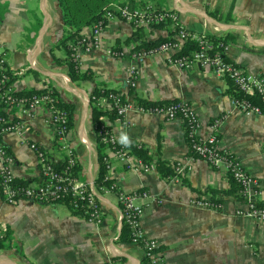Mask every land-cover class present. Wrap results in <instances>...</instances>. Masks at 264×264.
I'll use <instances>...</instances> for the list:
<instances>
[{"label": "crops", "instance_id": "crops-1", "mask_svg": "<svg viewBox=\"0 0 264 264\" xmlns=\"http://www.w3.org/2000/svg\"><path fill=\"white\" fill-rule=\"evenodd\" d=\"M138 1L136 5L148 1L160 9L176 10L180 25L190 31L222 36L227 44V60L245 72L264 76V0ZM0 7L4 11L0 17V42L7 49L13 52L19 43L25 45L22 37L29 29L27 40L31 44L25 45L19 64L12 66L19 68L29 63V69L39 73L36 82H23V75L17 77L13 82L15 90L51 87L63 102L73 104L74 119L67 140L77 161L75 171L81 180L95 186L104 213L103 223L95 225L63 201L42 204L19 199L8 204L0 195V221L10 232V240L0 249V264H106L108 258L119 264H142V246L118 239L123 226L115 193H100L95 181L97 138L89 97L100 86L119 91L129 99L183 100L196 112V132L202 137L212 133L210 122L222 116L217 132L219 145L258 180V200L264 201V115L242 112L227 92L228 81L209 69H179L166 62L164 53L136 57L138 52L133 48L140 35L148 41L168 36L170 29L135 30L120 19L110 21L102 34L101 49L82 56L80 71H90L92 76L74 81L67 75L65 61L57 63L51 59L47 69L36 63L38 54L53 55L52 40L46 39V35L55 38L54 46L64 36L57 0H0ZM89 33L90 25L81 30V34ZM110 48L118 49L122 55H108L106 50ZM63 52L61 59L66 57L65 49ZM133 65L138 68V75L136 87L131 90L124 79ZM46 118L47 114L41 111L33 119L22 118L28 123L25 137L43 146L48 154H56L54 132ZM110 128L118 144L120 133L126 132L131 143L147 150L155 165L158 158L172 169L189 152L185 124L179 118L167 120L129 110L120 120H113ZM1 138L14 157L15 178L27 184L39 182L34 152L13 132H4ZM105 151L109 154L108 147ZM112 164L110 177L121 189L147 190L161 200L151 202L140 219L144 234L159 243L161 264H264V221L235 214L237 209L245 208V200L239 191L227 192L231 184L224 169L196 159L181 181L174 183L156 167L144 172L128 169L115 160ZM213 196L221 200L220 211L190 204L191 199Z\"/></svg>", "mask_w": 264, "mask_h": 264}, {"label": "built area", "instance_id": "built-area-1", "mask_svg": "<svg viewBox=\"0 0 264 264\" xmlns=\"http://www.w3.org/2000/svg\"><path fill=\"white\" fill-rule=\"evenodd\" d=\"M114 19L127 22L135 30H150L158 27H164L167 30L174 29V36L163 41L152 51L136 53V57L142 59L147 55L164 53L166 62L179 69L191 67L209 69L216 76L230 80L238 92L249 96L257 95L259 104H253L246 99L232 100L242 112L264 115V76L262 74L245 72L235 63L227 60L224 56L227 44L221 38L222 36L204 32L197 33L183 28L176 10L160 9L148 1H143L140 5H133L129 0L113 1L100 17L90 24L89 34L80 33L76 39L69 41L68 58L76 69L80 70L83 55L101 49L103 31ZM213 38H217L218 41H214ZM189 41L196 44L195 48L187 53H179ZM106 53L114 57L122 55V52L114 48L107 49ZM24 74V69L14 67L8 62L7 48L0 42V107L7 113L5 116L0 115V195L8 204H13L19 199L51 204L57 199L70 197L69 205L74 213L95 225H101L104 221V213L94 190L95 186L81 180L75 171L77 161L67 140L70 130L66 109L58 106L59 97L51 87H44L30 95L16 91L13 82ZM137 75L136 66L133 65L127 69L124 83L131 90L136 87ZM89 100L92 108L103 112L97 123L98 135L101 142L109 149V154L103 157L107 173L103 179L104 183L98 184V191L103 194L115 193L121 209L119 220L122 226L128 227L135 239L134 242L142 246L149 264H161L162 256L159 252L158 241L146 236L142 231L140 219L151 202L161 200L147 190L124 191L110 177L113 160L128 169L148 172L155 168L153 160L144 163L140 158L131 154L129 149L118 144L111 131V122L120 120L129 110L159 115L167 120L179 118L186 124L185 132L189 152L184 159L173 164L171 174L166 176L168 181L174 183L181 181L182 176L191 170L193 162L201 159L212 167L224 169L239 184V194L244 198L246 206L243 209H237L236 215L264 221V208L255 205V201H259L260 194L258 180L246 171L229 150L219 145L217 132L222 116L210 122L212 133L202 137L196 132L199 127L196 112L183 100L142 105L136 103L135 99H129L123 93L104 86L98 87L96 93L90 95ZM40 111L47 114L46 119L53 129L57 145L56 154H48L43 146L34 141H28L25 137L28 123L22 118L33 119ZM109 112L115 113L113 119L109 118ZM4 132H13L34 152L39 168V182L28 183L25 186L13 184L14 157L2 142L1 135ZM262 150L264 151V145ZM60 163L63 164L61 168ZM142 199L145 201L140 202L139 200ZM190 204L202 209L216 211L222 209L221 202L206 198L191 199ZM0 240L5 244L10 240L8 226L2 221H0ZM106 264L119 263L108 258Z\"/></svg>", "mask_w": 264, "mask_h": 264}, {"label": "trees", "instance_id": "trees-1", "mask_svg": "<svg viewBox=\"0 0 264 264\" xmlns=\"http://www.w3.org/2000/svg\"><path fill=\"white\" fill-rule=\"evenodd\" d=\"M113 1L115 0H57L58 6L62 14L63 35L64 36L60 39L59 43L56 44L55 46L63 47L66 51V57L65 59L54 57V60L57 63H60V61H65L67 75L69 76L71 80H74V81L85 80V79L90 78L92 74L90 71L81 72L80 70L74 67L73 62L68 58V54L70 52L69 41L76 39V37L81 33V30L84 27L89 26L94 20L98 19L101 16V14L105 11V9ZM129 1H131L133 5H136L135 2L137 3L140 2L138 0H129ZM174 31H175L174 29H171L168 36H158L157 38L151 39L148 41L142 38V36L140 35L138 42H136V45L134 46L133 50L137 52L152 51L155 48H157L159 44H161L163 41L169 39L173 35ZM213 39L214 41H218L217 38H213ZM195 45L196 44L194 42L189 41L185 44L184 48L179 53H187L189 50L195 48ZM227 81L229 83L227 92L232 99H246L248 101H251L253 104H259V98L257 97V95H253V96L244 95L241 92L237 91L234 84L230 80H227ZM38 91L39 90H36V89H29V90L20 91L19 93L30 95ZM96 91H97V88L94 90L93 93H96ZM135 101L136 103H139L142 105L174 102V101H163V102L148 101V100L137 98V97H135ZM58 106L66 109L68 113V128L69 130L72 129L73 119H74L73 104L63 102L60 98H58ZM102 114H103L102 111H99L96 108H92V122H93V125H95L94 131H95L96 138H97L96 152H97V160H98V170H97V175L95 178L97 185L104 183L103 179L105 178L106 173H107V170L105 168V164L103 161V157L107 154L105 151V148L107 147V145L101 142L100 136L98 135V126H97V123L99 122V117ZM0 115L2 116L7 115L5 110L1 107H0ZM114 116H115V113L109 112L110 119H113ZM185 130H186V124H185ZM186 140H188L187 135H186ZM126 148L129 149V152L131 154H134L135 156L140 158L141 161H143L144 163H149L151 161V156L148 154L145 148L137 144H134V143H131L130 146ZM62 166L63 164L60 163L59 167L61 168ZM155 167L163 176L171 174L172 169L170 168V166H168L167 164H165L163 161H161L158 158L156 159ZM228 176H229V181H230L231 186L227 190V192L236 194V192L239 191V184L236 182L235 179L232 178L231 175H228ZM13 184L25 186L27 184V181L23 179H19V178H14ZM240 197L243 198L241 195ZM69 198L70 197L57 199L51 204H54L59 201L70 203ZM211 200L215 202H221L219 198L214 197V196ZM255 205L258 207L264 208V201H255ZM118 239L122 242H134L135 241L134 237L130 234V231L126 225L122 227ZM5 246L6 244L0 240V249L4 248ZM142 264H149L147 258H144V260L142 261Z\"/></svg>", "mask_w": 264, "mask_h": 264}, {"label": "rangeland", "instance_id": "rangeland-1", "mask_svg": "<svg viewBox=\"0 0 264 264\" xmlns=\"http://www.w3.org/2000/svg\"><path fill=\"white\" fill-rule=\"evenodd\" d=\"M2 12H4V11H3L2 7H0V16H1ZM39 16L41 17L42 14L40 13ZM28 31H29V29H26V31L22 37L23 41L25 42V45L31 44L30 40H27ZM46 39L52 40V44L50 45V48H53V55L47 54V53L42 54V55L38 54V56L36 57V63L38 66L47 69V68H50V63L52 62L51 59H54L53 56L59 57V56L63 55V53H64L63 49L64 48L54 46L55 38L52 39L51 34L46 35ZM25 45L22 43H19V45L14 46L15 49L13 50V52L10 51L9 49H7V59H8L9 63L19 64L18 61L20 59H23V57L25 55V52H24ZM44 55L46 57H44ZM29 67H30L29 63L21 66V68L25 70V74L20 79L23 80V82H28V81H35L36 82V79H37L36 76L39 75V73L37 71H35L34 69H29ZM86 126L88 127V123L86 124ZM73 132L75 135H77L76 126H74V128H73Z\"/></svg>", "mask_w": 264, "mask_h": 264}, {"label": "clouds", "instance_id": "clouds-1", "mask_svg": "<svg viewBox=\"0 0 264 264\" xmlns=\"http://www.w3.org/2000/svg\"><path fill=\"white\" fill-rule=\"evenodd\" d=\"M119 143L125 147H129L131 143V138L126 132H121L119 135Z\"/></svg>", "mask_w": 264, "mask_h": 264}]
</instances>
